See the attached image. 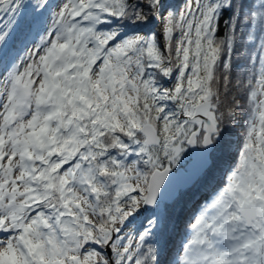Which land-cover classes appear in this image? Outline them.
<instances>
[{
    "label": "snow or ice",
    "instance_id": "snow-or-ice-1",
    "mask_svg": "<svg viewBox=\"0 0 264 264\" xmlns=\"http://www.w3.org/2000/svg\"><path fill=\"white\" fill-rule=\"evenodd\" d=\"M0 264H264V0H0Z\"/></svg>",
    "mask_w": 264,
    "mask_h": 264
},
{
    "label": "trees",
    "instance_id": "trees-1",
    "mask_svg": "<svg viewBox=\"0 0 264 264\" xmlns=\"http://www.w3.org/2000/svg\"><path fill=\"white\" fill-rule=\"evenodd\" d=\"M183 0H166V3L170 5L172 8L178 11L180 5ZM229 15L228 12L224 13V16L221 19V23H223V19H226ZM152 31L156 32L158 25L153 23L148 26ZM222 31V30H221ZM239 51V48H238ZM234 64H241L242 61L239 56L234 55L232 57ZM238 71V69H233V75ZM224 98L222 97V100ZM237 136H239L242 140L243 129L241 127H237L235 129ZM233 140H236V136L233 137ZM235 159V156L232 157ZM223 179V173L217 171L215 173L214 178L210 180V182H204L196 187L190 188L187 191L183 192L180 199L176 201L173 205L172 216L173 222L176 226V232L174 234V238L177 242L182 239L185 227L191 222L192 217L195 213H197L201 206L205 203V198L209 197L212 193V190L217 184H219Z\"/></svg>",
    "mask_w": 264,
    "mask_h": 264
},
{
    "label": "rangeland",
    "instance_id": "rangeland-1",
    "mask_svg": "<svg viewBox=\"0 0 264 264\" xmlns=\"http://www.w3.org/2000/svg\"><path fill=\"white\" fill-rule=\"evenodd\" d=\"M53 2H54V3H55V2H58V0H53ZM184 4H185V0H183V2H182V4L180 5L179 9L182 8V7L184 6ZM179 9H178V10H179ZM48 23H51V18H50V17H49V19H48ZM156 24L158 25V27H157V31H158V34H159L160 26H159L158 23H156ZM174 84H175V78L173 77L172 79H170V80L165 84V86L170 88V87H173ZM191 220H192V219H191ZM125 233H126V234H129V235H132V236H133V239L136 238V235H135V232H134V226H133V225H130L128 229H125Z\"/></svg>",
    "mask_w": 264,
    "mask_h": 264
}]
</instances>
